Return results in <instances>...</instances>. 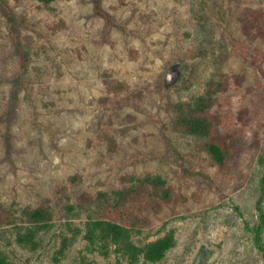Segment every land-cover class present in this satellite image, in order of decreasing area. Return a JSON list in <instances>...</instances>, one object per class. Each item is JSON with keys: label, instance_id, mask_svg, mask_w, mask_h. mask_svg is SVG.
Returning a JSON list of instances; mask_svg holds the SVG:
<instances>
[{"label": "rangeland", "instance_id": "1", "mask_svg": "<svg viewBox=\"0 0 264 264\" xmlns=\"http://www.w3.org/2000/svg\"><path fill=\"white\" fill-rule=\"evenodd\" d=\"M263 28L264 0H0V264H264ZM200 98L214 132L179 133Z\"/></svg>", "mask_w": 264, "mask_h": 264}, {"label": "trees", "instance_id": "2", "mask_svg": "<svg viewBox=\"0 0 264 264\" xmlns=\"http://www.w3.org/2000/svg\"><path fill=\"white\" fill-rule=\"evenodd\" d=\"M261 37L264 39V28L261 31ZM179 110L177 118L174 120V128L179 133H183L195 137H206L214 132L213 118L208 115V105L203 98L198 99L192 106L188 104L176 105ZM208 154L212 160L222 166L228 154L231 153V148L222 143L221 140L216 139L205 146ZM145 182L151 184L153 192L150 194L156 195L155 190L161 189L163 182L158 178H150L147 176ZM168 190L162 189V198H168ZM31 218H41L44 216L41 210H36L29 214ZM22 241V240H21ZM167 242L164 239L162 242L150 244L148 247V258L150 260L158 259L161 256L163 245Z\"/></svg>", "mask_w": 264, "mask_h": 264}]
</instances>
